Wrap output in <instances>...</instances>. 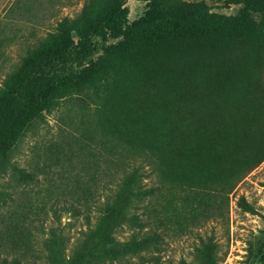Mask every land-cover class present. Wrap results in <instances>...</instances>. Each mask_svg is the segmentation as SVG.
Here are the masks:
<instances>
[{
  "label": "rangeland",
  "instance_id": "rangeland-1",
  "mask_svg": "<svg viewBox=\"0 0 264 264\" xmlns=\"http://www.w3.org/2000/svg\"><path fill=\"white\" fill-rule=\"evenodd\" d=\"M248 0H0V108L118 6L129 24ZM0 156V264H264V15L208 40L94 38Z\"/></svg>",
  "mask_w": 264,
  "mask_h": 264
},
{
  "label": "trees",
  "instance_id": "trees-1",
  "mask_svg": "<svg viewBox=\"0 0 264 264\" xmlns=\"http://www.w3.org/2000/svg\"><path fill=\"white\" fill-rule=\"evenodd\" d=\"M253 14L264 15V0H248L236 15L210 14L200 5L185 6L178 12L155 15L150 12L142 25L129 24L127 10L118 6L97 27L77 38L74 44L61 48L54 67L29 78L22 88L0 108V156L7 150L19 126L48 104L51 91L64 81L80 79L85 75L83 59L91 49L94 38H103L106 30L123 27L128 36L141 40L187 38L205 41L240 27Z\"/></svg>",
  "mask_w": 264,
  "mask_h": 264
}]
</instances>
